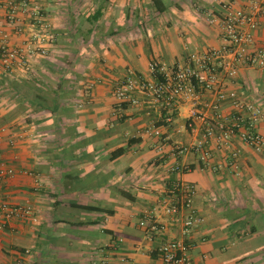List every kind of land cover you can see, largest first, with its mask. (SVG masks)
Masks as SVG:
<instances>
[{"label":"crops","instance_id":"1","mask_svg":"<svg viewBox=\"0 0 264 264\" xmlns=\"http://www.w3.org/2000/svg\"><path fill=\"white\" fill-rule=\"evenodd\" d=\"M37 5L52 33L47 55L28 70L0 58V159L11 175L0 177V200L27 213L0 219V264H166L158 254L167 240L188 246L192 264H264V148L237 137L227 145L206 141L208 156L172 154L170 144H190L211 124L199 93L196 107L207 123L179 130L190 107L177 98L166 110L148 97L118 106L116 82L148 77V64L187 63L192 53L221 44L220 15L212 0H0V47L24 43L35 26L16 13L21 33L6 23L8 2ZM233 8L247 0H222ZM264 46V17L252 32ZM221 85L261 110L255 125L264 142V73L240 66ZM228 117L233 109L220 104ZM170 113L172 121L163 118ZM190 170L175 174L170 168ZM195 188L190 209L171 215L170 185ZM82 207H89L86 210ZM100 209V210H96ZM192 213L198 222L183 232ZM149 217L162 230L149 237L139 222Z\"/></svg>","mask_w":264,"mask_h":264},{"label":"built area","instance_id":"2","mask_svg":"<svg viewBox=\"0 0 264 264\" xmlns=\"http://www.w3.org/2000/svg\"><path fill=\"white\" fill-rule=\"evenodd\" d=\"M220 8V15L213 11H206L209 24H217L220 30L221 44L218 48H207L201 53H192L187 63L183 65L166 66L158 60H151L148 64V77L132 75L116 82L113 94L121 107L124 103L137 105L135 95L148 97L162 109L171 107L177 98L185 97L190 101L186 120L178 126L179 130L194 131L195 122L201 125L207 123V115L196 107L199 93H213L216 103H204L203 107L211 112V124L204 127L199 139L193 143L168 144V139L154 129L153 135L170 147L172 154H195L199 161H205L208 151L205 146L208 139L217 144L227 145L230 137H237L244 145L252 149L264 148L262 138L256 133L255 125L261 117L259 107L251 102L239 99L234 91L225 89L220 77L228 79L235 77L240 66L251 67L264 73V46L255 48L252 32L258 27L259 20L264 17V0H247L246 5L233 8L229 2L212 0ZM6 23L21 33V26L16 13L29 15L35 26L30 30L24 43L7 47H0V58L5 66L15 63L22 70H28L29 64L47 55V46L52 40V33L45 19L40 16L37 5L29 6L26 2H8ZM226 102L233 112L224 117L220 112V104ZM165 123L172 121L168 113L163 118ZM190 170L188 166L175 164L170 171L183 174ZM11 169L3 168L0 159V177L11 175ZM195 188L191 184L175 181L169 188L170 202L164 207L166 214H177L180 210L190 209ZM27 213L21 206L8 204L0 200V219L10 220ZM198 222L192 213L183 218V232ZM144 226L149 237L162 230V225L149 217L139 222ZM158 254L166 264H192L188 257V246L180 240H167L158 248Z\"/></svg>","mask_w":264,"mask_h":264},{"label":"trees","instance_id":"3","mask_svg":"<svg viewBox=\"0 0 264 264\" xmlns=\"http://www.w3.org/2000/svg\"><path fill=\"white\" fill-rule=\"evenodd\" d=\"M151 2H152V4L155 6L156 3H157V0H151ZM82 208H83V209H86V210L91 209V208H89V207H82ZM96 210H100V209H96Z\"/></svg>","mask_w":264,"mask_h":264}]
</instances>
